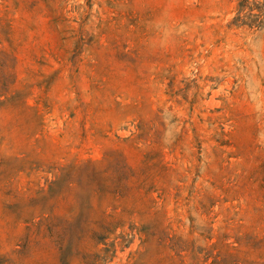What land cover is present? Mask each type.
I'll list each match as a JSON object with an SVG mask.
<instances>
[{"label":"rangeland","instance_id":"1","mask_svg":"<svg viewBox=\"0 0 264 264\" xmlns=\"http://www.w3.org/2000/svg\"><path fill=\"white\" fill-rule=\"evenodd\" d=\"M0 264H264V0H0Z\"/></svg>","mask_w":264,"mask_h":264},{"label":"trees","instance_id":"2","mask_svg":"<svg viewBox=\"0 0 264 264\" xmlns=\"http://www.w3.org/2000/svg\"><path fill=\"white\" fill-rule=\"evenodd\" d=\"M82 231V230H81ZM101 231L104 233V234H111V230H109L108 228H102ZM83 233V232H82ZM96 235V233L93 234V236Z\"/></svg>","mask_w":264,"mask_h":264}]
</instances>
